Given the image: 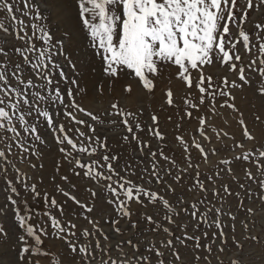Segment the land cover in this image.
I'll use <instances>...</instances> for the list:
<instances>
[{
  "label": "snow or ice",
  "instance_id": "1",
  "mask_svg": "<svg viewBox=\"0 0 264 264\" xmlns=\"http://www.w3.org/2000/svg\"><path fill=\"white\" fill-rule=\"evenodd\" d=\"M43 3L59 9L61 19L57 26L63 25L59 36L47 25L49 7L42 9L37 0H0V11L8 19L7 24L0 19V33L4 36L0 39V145H4L0 147V178L6 185V202L0 206V216H8L11 211L16 229L13 233L0 224V264H41L42 259L47 264H182L177 245L190 248L189 264H199L202 259L211 264L212 258L217 264H224L219 255L213 257L214 249L225 253L231 241L242 254L245 243L261 244L249 226L248 217L254 209L247 207L244 200L258 197L264 203V143L252 134L239 113L234 91L254 87L257 95L264 97V20L255 21L252 32L245 27L252 13L264 17V0H75V14L69 11L68 0ZM85 38L90 39L95 50L92 54L98 52L101 57L102 73L108 78L109 87L115 90L119 82L122 95L130 96L135 89L151 95L165 68L177 69L169 76L174 75L183 85L182 106L176 103L172 87L164 90L163 103L182 113L175 123L179 134L174 136L181 148L182 164L165 152L169 145L156 112L150 113V124L142 123V103L132 111L117 101L109 110L95 112L78 102L90 90L81 86L82 75L66 74L59 57L63 56L64 63L76 70L77 63L66 52ZM241 48L250 57L247 62ZM13 57H19V62ZM216 65L224 71L205 73L206 67ZM83 67L86 70L89 66ZM125 76L129 79L122 80ZM61 82L68 87L62 89ZM93 87L103 94V84ZM137 99L142 100L139 93ZM222 108L239 113L243 139L253 142V147L245 148L238 141L232 145L223 143L225 138L235 137L210 123ZM113 116L119 119H112ZM255 119L259 121L260 117ZM167 120L172 122V115ZM192 120L197 127L189 132L184 124ZM41 121L58 146L63 162L71 166L72 177L86 179L92 186L84 189L87 197L78 198L74 194L77 185L68 174L61 175L59 179L66 187L57 183L55 190L64 201L44 193L43 215L47 220L33 223L35 211L23 213L19 206L21 189L34 198L41 197V193L37 183L25 182L26 174L9 156L26 160L29 155H41L37 143L46 144L40 131ZM209 130L219 148L212 145ZM107 132L117 136L120 145H134L132 159L126 160L119 170L121 157L113 152ZM152 140L156 141L155 148ZM222 149L241 152L212 164L211 174L202 173L200 162L209 165L210 157L219 156ZM193 150L199 153L195 161ZM236 165H240L242 175L237 174ZM30 167L35 168L36 164ZM60 167L61 161H56L57 173ZM9 169L15 170L12 178ZM224 176L230 183L217 185ZM185 177L192 179L185 189L187 193L210 192L213 200L204 196L189 201L184 195H176L173 185H180ZM153 182L160 187L154 189ZM208 184L213 187L209 189ZM169 194L175 196L174 201L166 198ZM229 197L235 198L237 209L245 213L240 224L248 235L243 242L237 239L238 212L228 203ZM69 201L80 211L66 213ZM146 202L154 208L162 206V221L148 213L132 219L131 205L143 207ZM181 214L190 217L188 223H176ZM81 217L88 226L79 225ZM225 217L232 221L230 225L225 223ZM141 223L147 227L141 228ZM104 224L109 225L107 231ZM204 224L207 229H202ZM173 225L181 229L180 235L173 232ZM148 232L165 236L158 241L141 240ZM49 239L61 241L63 247H46L44 242ZM129 248L131 252L126 251ZM169 255L171 259L166 260ZM230 264L241 262L232 259Z\"/></svg>",
  "mask_w": 264,
  "mask_h": 264
},
{
  "label": "rangeland",
  "instance_id": "2",
  "mask_svg": "<svg viewBox=\"0 0 264 264\" xmlns=\"http://www.w3.org/2000/svg\"><path fill=\"white\" fill-rule=\"evenodd\" d=\"M41 4V8L49 7L50 8V19L47 21L48 27L51 29V31L56 35L59 36L62 32L63 25L61 24L59 27L57 26L60 17L58 16L59 9L56 7H53L51 4L45 5L43 3V0H37ZM243 2V0H241ZM68 6L69 11L75 14L76 11V5L75 0H68ZM0 19H5V23H8V19L6 18V13L3 11H0ZM258 19L264 20V17H261L258 12H254L251 14V20L248 24L245 25L246 29L250 32L254 31L253 24ZM41 23H44V21H41ZM235 32V29H233ZM3 33H0V39H3ZM9 40L11 41V38L9 37ZM12 43H16L15 41H11ZM95 50L91 47V41L88 38L83 39L79 46L73 47L70 51L66 52V55L72 58L74 63H77V69L73 70L70 65L67 63H64V57L60 56L59 61L63 64L66 74H68L70 77L74 76H81L82 79H80L81 86H87L89 88V94L88 96H85L83 98H78V102L81 103L84 107L88 108L89 110L95 111V112H103L104 110H109L110 105L113 102H119L121 107H124L126 109H130L132 111H135L140 104L142 103L145 107V112L143 117L141 118L142 123L147 125L151 123V120L149 118V115L151 112H156V114L160 118V129L166 136L165 143L169 145V147L165 148L166 153H170L173 155L178 163L182 162V154H181V148L177 145V143L174 141V136L179 134L175 128V123L178 119V115L182 113H177L175 108L167 107L163 103L164 98V90L167 87H172L174 92L176 93V103L180 104L182 106V101L180 97L183 95V85L180 81L175 79V76H169L170 73H175L176 68L174 66H168L165 68L162 77L156 81V88L154 89V92L150 95L147 92L142 91L141 89H135L134 92L128 96V95H122L119 82L117 83L116 89L112 90L109 87V80L108 78L102 73V65H101V57L99 53L97 52L95 55L92 53ZM241 55L244 56L245 62L250 57L245 56L243 53V50L241 48ZM17 62H19V57H13ZM84 65H88L89 67L85 70L83 67ZM224 70L220 69L218 65L214 67H206L205 73L206 74H215L217 72H222ZM129 78L127 76L122 77V80H128ZM169 79H171V83H169ZM258 79V77H256ZM129 82L135 83L132 80H129ZM104 85V92L103 94H98L93 87V85ZM60 87L62 89L68 87V85L65 82H61ZM140 94L142 97V100L137 99V94ZM193 94L195 95V90H193ZM234 94L236 96L235 104L236 107L239 109V113L243 114V119L245 120V123L247 124L249 130L252 132L254 136L257 137V140L260 143H264V97H261L257 95L254 87H245L244 89L240 90L237 89L234 91ZM56 108H59L60 106H55ZM164 107L166 110L161 111V108ZM51 110V109H50ZM219 115L212 116L210 123L214 125L217 129H223L224 131L228 132L231 136L235 137V140L227 139L225 138L223 143L227 145H232L235 142H241L245 145V148H251L253 147V142H249L243 139L242 136V128L239 125L238 121L241 118L238 112H233L231 109L228 108H222L219 109ZM169 115H172L173 121L169 122L167 120V117ZM194 115H200V113H194ZM259 116L260 120L256 121L255 117ZM112 119H119L117 116H113ZM227 121V123H225ZM197 127V122L195 120H192L190 123L184 124V129L187 131H192ZM85 130V129H82ZM121 129H117V131H120ZM40 131L43 134L44 138L46 139L45 145H39L37 143L38 150L40 151L41 155L38 157H33L29 155L28 159L26 160H20L16 159L14 156H9L10 160H13V162L17 165L18 168L21 169L22 173H25V182H35L37 183L38 190L41 193V197L34 198L30 192H24L21 189V204L19 205L22 209L23 213H30L35 211V215L33 216L32 222L37 223L39 220H47V217L43 215L44 210L46 208V204L44 203L42 197L44 193H48L50 196H54L58 201L63 202L64 197L56 192L55 185L57 183H61L59 177L64 174H68L72 180L73 183L77 185V190L74 192V194L78 195V198H84L87 197V193L84 191L86 187L92 186L90 182L86 179H80L72 177L70 168L71 166L67 163L63 162V158L61 154L58 152V146L54 143L53 138L51 136V133L47 129L46 125L43 123V121L40 122ZM107 135L109 137V144L112 147L113 152L120 154V168L123 167L124 162L126 160H131V151L133 146H128L125 142L123 145H120L119 138L117 136H114L112 132H107ZM140 135H145L144 133H141ZM208 135L212 136V145L219 148V144L216 143L215 136L213 133L209 130ZM187 138V137H186ZM152 146L155 148L156 141L152 140ZM0 147H4V145H0ZM18 151V150H15ZM241 152V149H235L234 151H230L228 149H222L219 152V156H213L210 157V163L209 165H205L202 161L200 162V169L202 173L205 174H211V165L216 163L221 158H229L232 156H235ZM193 157L194 161L196 158H198L199 153L193 150ZM99 155V154H98ZM93 158H98L93 157ZM56 161H61V167L60 171L57 173L55 171V164ZM134 162V161H133ZM161 163H164L161 161ZM30 164H36L35 168H31ZM40 165H43V167H40ZM170 165H165V167H168ZM236 170L238 175H242L243 173L240 171V165H236ZM255 171V169H253ZM122 175L124 173H121ZM15 176V170L9 169V178H12ZM56 176V180L53 181L52 177ZM28 178H31L30 181ZM204 175L201 176V179H204ZM135 179V178H133ZM171 182V181H169ZM192 179L191 177H185L184 180L181 182L180 185H173V187L176 188V195H184L185 199L191 201L193 199H198L204 196H207V199L209 201L213 200V197L211 193H201L199 191L187 193L185 191L186 187L191 185ZM217 185H221L223 183H230V180L227 176H224L222 179L218 180ZM65 186L66 185H63ZM18 189L20 188V185L17 184ZM152 187L154 189L160 187L153 182ZM207 187L211 189L213 186L211 184H208ZM233 188H235V185H233ZM253 191H257L256 186L252 185ZM161 191L163 189L161 188ZM5 192H6V185L3 180V178H0V206H2L5 201ZM166 198H169L170 200H175V196H172L171 194L167 195ZM241 199H244L243 196H241ZM228 203L233 207L234 211L238 212L237 215V222H236V234L237 239L244 241L245 237L248 235L247 232H242L240 221L244 219L245 213L243 210L237 209V200L233 197L228 198ZM244 204L247 207H252L254 209V212L252 215L248 217L249 226L251 228L252 234H256L260 237L261 244H250L245 243L244 244V250L241 254V251L235 246L231 244V241H229V248L226 250L225 253H216L214 249L213 257L216 255H219L220 259L223 260L224 264H230V261L232 259H239L241 264H264V227H261L264 225V203H262L258 197H254L253 200H244ZM219 206V205H217ZM131 208L134 212V215L132 216L133 220L138 219L139 214L148 213L153 214L154 219L162 221V218L165 214V210H162V206L153 207L151 205H148L147 202L145 206L141 207L137 204H132ZM66 213H76L79 212L80 209L78 206H75L71 203V201L68 202V207L65 208ZM203 211V209H201ZM54 214L58 215V213ZM116 218V217H112ZM190 220V217L187 214H181L180 218L177 219V224H183L188 223ZM225 223L231 224L232 221L228 220L226 217L224 218ZM79 225L81 226H88L87 222L81 217L78 221ZM103 223V222H102ZM0 224L3 225V227L7 230H11L13 233L16 232V229L13 227L14 220L12 219V213L9 212L8 216H0ZM123 224V221L121 222ZM105 230H108L109 225L104 224L103 225ZM147 226L143 223H141V228H146ZM173 232L176 235L181 234V229H178L175 225L171 226ZM202 229H207V225H202ZM189 232L192 231L191 227H189ZM198 234V233H197ZM211 235V233H209ZM165 234L160 233L159 235H155L151 232H148L146 236L140 237L141 240L144 239H153V240H160L164 238ZM14 239V236H13ZM45 246L48 248H52L55 250H59L63 247V244L59 240L55 239H49L45 240ZM219 243V241H217ZM177 247L180 250L181 256H182V264H189V262L192 259V253L190 248L189 249H183L180 248L179 245ZM144 250V245H141V251ZM126 251L131 252V249H126ZM163 251V249H162ZM115 255V253H113ZM203 256L204 253H201ZM171 259V256H167L166 260ZM41 264H47V261L41 260ZM199 264H205L204 260L202 259ZM211 264H217V261L215 258L211 259Z\"/></svg>",
  "mask_w": 264,
  "mask_h": 264
}]
</instances>
